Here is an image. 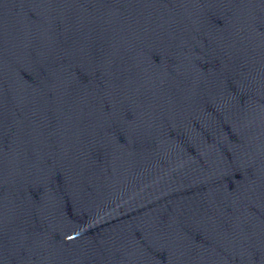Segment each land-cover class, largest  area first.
<instances>
[{"label":"water","instance_id":"95a60500","mask_svg":"<svg viewBox=\"0 0 264 264\" xmlns=\"http://www.w3.org/2000/svg\"><path fill=\"white\" fill-rule=\"evenodd\" d=\"M0 264H264V0H0Z\"/></svg>","mask_w":264,"mask_h":264}]
</instances>
